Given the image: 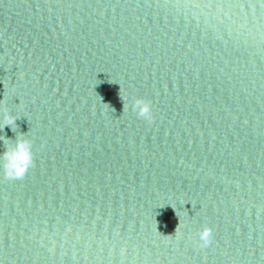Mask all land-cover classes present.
Instances as JSON below:
<instances>
[{
	"label": "water",
	"instance_id": "water-1",
	"mask_svg": "<svg viewBox=\"0 0 264 264\" xmlns=\"http://www.w3.org/2000/svg\"><path fill=\"white\" fill-rule=\"evenodd\" d=\"M0 105V264H264V0H0Z\"/></svg>",
	"mask_w": 264,
	"mask_h": 264
},
{
	"label": "clouds",
	"instance_id": "clouds-1",
	"mask_svg": "<svg viewBox=\"0 0 264 264\" xmlns=\"http://www.w3.org/2000/svg\"><path fill=\"white\" fill-rule=\"evenodd\" d=\"M135 107L138 109V114L140 116L149 121L154 119L151 105L144 99L137 98ZM0 113L3 114V124L0 125V127H3L4 125H15L16 117L11 115L5 106L0 105ZM2 155L5 160V175L9 178H23L28 171L29 166L33 164L30 142L24 138H17L14 147H9L6 143ZM212 235V228L209 226L204 227L200 231L199 238L204 246L211 243Z\"/></svg>",
	"mask_w": 264,
	"mask_h": 264
}]
</instances>
